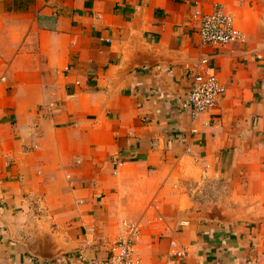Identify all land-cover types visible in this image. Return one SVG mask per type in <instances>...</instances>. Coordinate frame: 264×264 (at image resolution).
Masks as SVG:
<instances>
[{"label":"crops","instance_id":"crops-1","mask_svg":"<svg viewBox=\"0 0 264 264\" xmlns=\"http://www.w3.org/2000/svg\"><path fill=\"white\" fill-rule=\"evenodd\" d=\"M215 5L243 42L202 40ZM197 74L225 92L192 117ZM129 223L141 264H264V0H0V264L105 260Z\"/></svg>","mask_w":264,"mask_h":264},{"label":"built area","instance_id":"built-area-1","mask_svg":"<svg viewBox=\"0 0 264 264\" xmlns=\"http://www.w3.org/2000/svg\"><path fill=\"white\" fill-rule=\"evenodd\" d=\"M193 17L199 23L198 32L206 44L227 46L245 40L244 34L235 26L233 17L219 5H215L210 12L198 9ZM224 92L225 88L216 75L197 74L192 80L188 97L182 103L183 108L195 117L215 107ZM140 238L141 226L129 223L126 235L111 245L108 258L95 259L89 264H141L140 258L135 255V246ZM176 256L185 259L187 253L179 251Z\"/></svg>","mask_w":264,"mask_h":264},{"label":"water","instance_id":"water-1","mask_svg":"<svg viewBox=\"0 0 264 264\" xmlns=\"http://www.w3.org/2000/svg\"><path fill=\"white\" fill-rule=\"evenodd\" d=\"M212 215H215V212L210 211V213H209V212L207 213V216H208V217H212Z\"/></svg>","mask_w":264,"mask_h":264}]
</instances>
